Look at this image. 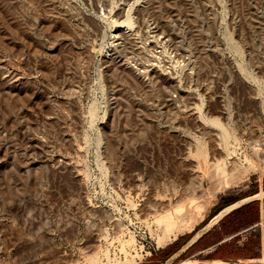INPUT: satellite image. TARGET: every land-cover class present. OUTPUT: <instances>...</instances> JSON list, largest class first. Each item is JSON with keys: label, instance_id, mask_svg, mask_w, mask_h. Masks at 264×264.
<instances>
[{"label": "rangeland", "instance_id": "374dc122", "mask_svg": "<svg viewBox=\"0 0 264 264\" xmlns=\"http://www.w3.org/2000/svg\"><path fill=\"white\" fill-rule=\"evenodd\" d=\"M118 1L0 0V264L264 261V0Z\"/></svg>", "mask_w": 264, "mask_h": 264}, {"label": "bare ground", "instance_id": "6f19581e", "mask_svg": "<svg viewBox=\"0 0 264 264\" xmlns=\"http://www.w3.org/2000/svg\"><path fill=\"white\" fill-rule=\"evenodd\" d=\"M133 1H135V0H120V2H119V6L113 11V15L115 16L114 17V22L116 23V25H115V32H114V34L112 35V41H113V45H114V49H116V48H122V47H124V48H128V49H132V46L135 48V49H137L138 47H137V42H136V40H134L135 38H134V36H136L134 33L135 32H132L131 30H127L126 28L124 29V28H122V26H123V24H122V22H124L125 20H126V17H124V15H125V10H126V7H130L131 5H130V3L131 2H133ZM137 1V0H136ZM145 1V0H144ZM143 1V2H144ZM101 2V1H100ZM102 3H103V5H104V7L105 6H108V0H102ZM134 3V2H133ZM106 9V8H105ZM129 10H130V8H128ZM108 10H110V9H108ZM112 10V9H111ZM110 10V11H111ZM127 11V10H126ZM127 14H128V12H127ZM139 19H141V21L143 22V21H145V20H143V13H140V15H139ZM146 22H149V21H146ZM141 23V22H140ZM142 24V23H141ZM139 25V24H138ZM144 25V24H143ZM146 25V24H145ZM126 27V26H125ZM147 28H145L146 30H148L149 32H152L153 34L150 36V37H152L151 39H150V41H151V44L152 45H155L156 43H165V42H167V41H170V39H169V37L167 38V35L164 33V34H162L161 36L159 35V36H156V35H158V30L160 29V31H161V29H163V28H161L160 26H158L157 24L156 25H152L151 27H148V26H146ZM128 28V27H127ZM132 28V27H131ZM143 28V26H139V29H142ZM138 32V31H137ZM136 32V33H137ZM164 32H166V31H164ZM170 35V34H169ZM147 38V37H146ZM143 39H145V38H143ZM148 40V39H147ZM175 43V42H174ZM177 43V42H176ZM166 44V43H165ZM165 44H163V45H165ZM162 45V46H163ZM159 46V45H158ZM172 46V45H171ZM150 47H152V46H150ZM159 48V47H158ZM178 48V47H177ZM140 50H141V48H140ZM153 50V49H152ZM151 50V51H152ZM156 50V49H155ZM158 50H160V49H158ZM170 50H172V49H170ZM160 52V51H159ZM137 53V52H136ZM135 53V54H136ZM124 54H126L125 52H124ZM114 54H112V56H113ZM181 55V54H180ZM109 56V55H108ZM115 56H116V54H115ZM119 56V55H118ZM153 56V55H152ZM108 59V58H107ZM106 59V60H107ZM117 59H118V57H117ZM139 61V60H138ZM109 62V61H108ZM121 63L125 66V65H127L126 64V61H124V60H122L121 61ZM143 63H145V62H143ZM152 63V62H151ZM151 63H146V64H144L143 66H144V68H145V71L147 72V73H149V75H151V77L153 78V79H157V78H159L161 75H159V73L155 70V68H154V66L151 64ZM3 70V69H2ZM8 70V69H7ZM3 72H5V71H3ZM2 72V73H3ZM11 73V72H10ZM5 74V73H4ZM12 74V73H11ZM6 75V74H5ZM10 76V75H9ZM8 76V77H9ZM3 77V76H2ZM12 78V77H11ZM14 79H16V77L14 78ZM5 81H6V79H5ZM5 83V82H4ZM8 83V82H7ZM186 94H187V96L189 97V98H191L192 99V97H193V95L191 94V93H187L186 92ZM188 107V106H187ZM191 108H193V107H191ZM189 110V109H188ZM34 149V148H33ZM232 162V161H231ZM235 163H237L238 164V162H235ZM232 165H234L233 163H232ZM197 166V165H196ZM233 167V166H232ZM235 167V166H234ZM196 168H198V166L196 167ZM195 168V169H196ZM236 168V167H235ZM194 169V168H193ZM195 171V170H194ZM193 171V172H194ZM197 171H198V169H197ZM196 171V172H197ZM199 172V171H198ZM195 173V172H194ZM183 193V192H182ZM260 194V193H259ZM263 194H264V192H263ZM256 195V197H257V194H255ZM153 197H154V195H152ZM161 196V195H160ZM159 196V197H160ZM155 198V197H154ZM156 199H157V196H156ZM250 199V198H249ZM241 202V201H240ZM153 203V205H154V202H152ZM168 203H169V201H167V205H168ZM151 204V203H150ZM150 204H148L149 206H150ZM156 205H158V207L160 206V204H164V199L163 198H160L159 200H156V203H155ZM166 204V203H165ZM238 203L237 202H235V203H233V204H231L230 206H227V207H225V208H223L222 210H220L217 214H215V216H214V218L207 224V225H210L211 223H213L214 222V220H216V219H218V218H220V217H222V215L225 213V212H227L229 209L231 210V207H235V205H237ZM156 205H154L156 208H157V206ZM148 206V207H149ZM164 206V205H163ZM166 206V205H165ZM162 207V206H161ZM149 209V208H148ZM152 209H154V208H152ZM199 234H200V231H198V232H196V235L187 243V245L188 244H190V243H192V242H194L195 240H196V238H197V236H199ZM167 236H169V235H167ZM175 238V235L173 236V237H171V238H166V240H169V239H174ZM160 242V244H165L166 243V241L164 240V239H162L161 241H159Z\"/></svg>", "mask_w": 264, "mask_h": 264}, {"label": "crops", "instance_id": "0c3cea01", "mask_svg": "<svg viewBox=\"0 0 264 264\" xmlns=\"http://www.w3.org/2000/svg\"><path fill=\"white\" fill-rule=\"evenodd\" d=\"M222 246L226 245H222L220 242L215 244L213 248H211L214 257L197 262V264H264L262 253L259 254L260 256L255 257L237 250L236 247L231 249L229 247H223L224 250H222Z\"/></svg>", "mask_w": 264, "mask_h": 264}, {"label": "trees", "instance_id": "16d2710c", "mask_svg": "<svg viewBox=\"0 0 264 264\" xmlns=\"http://www.w3.org/2000/svg\"><path fill=\"white\" fill-rule=\"evenodd\" d=\"M177 250V248L175 249V251Z\"/></svg>", "mask_w": 264, "mask_h": 264}]
</instances>
